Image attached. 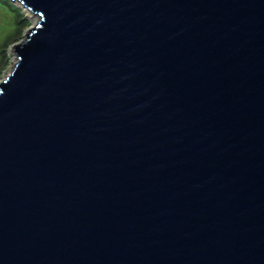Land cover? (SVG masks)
<instances>
[{"label": "water", "instance_id": "95a60500", "mask_svg": "<svg viewBox=\"0 0 264 264\" xmlns=\"http://www.w3.org/2000/svg\"><path fill=\"white\" fill-rule=\"evenodd\" d=\"M0 264H264V0H13Z\"/></svg>", "mask_w": 264, "mask_h": 264}, {"label": "rangeland", "instance_id": "374dc122", "mask_svg": "<svg viewBox=\"0 0 264 264\" xmlns=\"http://www.w3.org/2000/svg\"><path fill=\"white\" fill-rule=\"evenodd\" d=\"M37 23L38 18L20 2L0 0V83L17 63L15 47Z\"/></svg>", "mask_w": 264, "mask_h": 264}, {"label": "clouds", "instance_id": "9594fccd", "mask_svg": "<svg viewBox=\"0 0 264 264\" xmlns=\"http://www.w3.org/2000/svg\"><path fill=\"white\" fill-rule=\"evenodd\" d=\"M18 2H20V1H18ZM20 3H21V2H20ZM21 4H22V3H21ZM22 5H23V4H22ZM34 15H35V14H34ZM36 17H37V16H36ZM37 18H38V17H37ZM35 26H36V25H35ZM35 26H34V27H35ZM24 41H25V40H24ZM24 41H23V42H24ZM17 61H18V59H17ZM16 64H17V63H16ZM16 64L13 66V69L15 68ZM13 69H12L11 73L9 74V76L12 74ZM9 76H7L6 79H7ZM6 79H5V80H6ZM5 80H4V81H5ZM4 81H3V82H4Z\"/></svg>", "mask_w": 264, "mask_h": 264}]
</instances>
